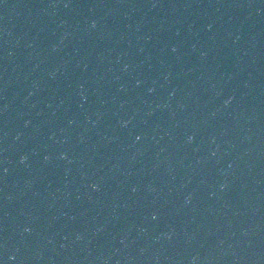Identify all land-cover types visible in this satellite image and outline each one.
Here are the masks:
<instances>
[{"label": "water", "instance_id": "95a60500", "mask_svg": "<svg viewBox=\"0 0 264 264\" xmlns=\"http://www.w3.org/2000/svg\"><path fill=\"white\" fill-rule=\"evenodd\" d=\"M135 264H264V123L199 207Z\"/></svg>", "mask_w": 264, "mask_h": 264}, {"label": "snow or ice", "instance_id": "6c2138e0", "mask_svg": "<svg viewBox=\"0 0 264 264\" xmlns=\"http://www.w3.org/2000/svg\"><path fill=\"white\" fill-rule=\"evenodd\" d=\"M0 264H2V262H0Z\"/></svg>", "mask_w": 264, "mask_h": 264}]
</instances>
